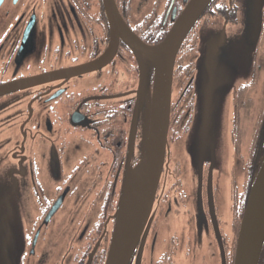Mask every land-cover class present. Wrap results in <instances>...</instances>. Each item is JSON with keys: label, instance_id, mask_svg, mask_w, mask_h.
<instances>
[{"label": "flooded vegetation", "instance_id": "af4514ba", "mask_svg": "<svg viewBox=\"0 0 264 264\" xmlns=\"http://www.w3.org/2000/svg\"><path fill=\"white\" fill-rule=\"evenodd\" d=\"M114 1L138 44L116 37L109 61L82 71L114 41L103 0H0V85L47 76L0 96V185L13 183L24 195L16 211L24 234L5 245L3 233L0 264H105L124 179L148 138L143 127L154 63L136 48L160 43L189 2L137 0V13L134 0ZM240 4L212 0L179 47L164 164L127 264H234L246 190L264 162V103L261 109V98L253 96L257 89L264 94V3L261 27L250 41V67L231 86L227 77L215 90L204 62L212 40L203 36L204 29L236 25ZM72 132L87 134L89 148L69 166ZM7 197L0 191L1 209ZM66 207L81 216L59 248L53 226L63 218L68 223ZM258 264H264V240Z\"/></svg>", "mask_w": 264, "mask_h": 264}, {"label": "water", "instance_id": "95a60500", "mask_svg": "<svg viewBox=\"0 0 264 264\" xmlns=\"http://www.w3.org/2000/svg\"><path fill=\"white\" fill-rule=\"evenodd\" d=\"M112 24V41L99 58L82 67L90 71L105 65L115 50V38L128 37L129 29L122 20L114 0H103ZM211 0H189L165 38L156 45H142L155 65L152 89L151 124L146 149L141 161L127 173L115 227L105 264H127L149 219L165 159L171 107L173 71L179 47ZM114 45V46H113ZM114 48H113V47ZM47 81L46 75L10 81L0 85V96L23 87ZM62 196L51 207L44 221L57 210ZM209 205L213 207L211 190ZM264 240V164L248 196L240 230L234 264H257Z\"/></svg>", "mask_w": 264, "mask_h": 264}, {"label": "rangeland", "instance_id": "374dc122", "mask_svg": "<svg viewBox=\"0 0 264 264\" xmlns=\"http://www.w3.org/2000/svg\"><path fill=\"white\" fill-rule=\"evenodd\" d=\"M137 2H138L137 0H134L133 8L137 13H139L141 11V8H140L141 6ZM209 3H211V1ZM240 3H241L240 13L238 14V20H237L236 25H234L233 27L227 28V30L225 28L218 29L214 27L210 29H204L203 39H206V37L211 38L212 45H213L212 49L209 48L206 50L204 62L211 69L212 76H213V86L215 87V90H216V87L218 86L223 87L226 84L225 80H222V79H225L227 77L230 78V83L228 86H231V84L233 83L231 82L233 77L236 78L237 76L244 74L246 70L250 67V62H251L250 41L256 38L257 36L256 33L258 29L261 27V23H262L261 15H262V7H263L264 0H240ZM201 15L199 16V18L201 17ZM201 18L204 20V17H201ZM222 21L223 20L221 17L216 19V22H222ZM207 32H211V33L207 34ZM262 50H264V46ZM150 59L154 63L153 59L152 58ZM188 60L190 61V57L184 58V62L182 61L183 63H182L181 68L183 67V65L188 66V64L186 63L188 62ZM154 72H155V68H154ZM260 75H261L260 82H261V85H263L264 70L261 71ZM223 90H224L223 88H220V92H222ZM227 96L225 95L226 98H228ZM253 96H255L256 97L255 100H258V101L261 98V109H262V104L264 103L263 101L264 94L260 95L259 90L257 89L254 92ZM171 97H172V91H171ZM150 101L152 104V96H151ZM226 107H228V102L226 103ZM151 110L152 109L149 105V112H148L149 115L143 127L144 134L146 135V137L148 136L149 130H150ZM226 119L227 117L225 118V126L227 125ZM87 138H88L87 134H85L83 137L77 134V132L70 133V147H71L72 154L70 155V158H69V161H70L69 166H70V163H73L76 160V156H80V151H82V149L84 151L87 148H89L88 147L89 144L87 143V140H88ZM258 174L253 180L251 186L248 187L246 190L247 192L246 202L250 194L251 188L257 179ZM126 177L124 179V184L126 181ZM8 183L10 182L8 181ZM220 185H222V183H220ZM230 188H231L230 186L227 187V190H228V192L226 191L227 193H229ZM18 190L19 188H17L16 185L14 186L13 183H11L9 188H3L0 185V191L1 192L5 191L8 194V197L4 199L3 203H1L2 204L1 206H3L4 209L0 208V237L3 235V233L5 234V237H6L4 238L5 245L13 240L21 242V236L24 234L23 233L24 228L20 226L21 223H19V216L16 212L19 209V205H21L22 202L24 201V195L20 194L21 196L19 197ZM80 190H81V187H80ZM220 190L221 191L219 194V201L222 202L224 201L226 196L223 194L222 186ZM26 198H27V195H26ZM226 208H227L228 213H230L228 203H227ZM65 209L66 211H69L68 216H67L68 223H66V219L63 218L56 225L53 226L54 230L56 231V235H54V237L56 238V242L58 243L59 248L64 243L65 237L68 234H72L73 228L69 227L71 223H73L74 221H77L79 217L81 216L80 213L74 216V214L72 213L73 211L71 209L67 210V207ZM59 217L60 215L57 216L56 219H59ZM227 217L230 219V215H228ZM242 217H243V214H242ZM242 217H241L240 225L242 222ZM116 225H117V222L115 224V227Z\"/></svg>", "mask_w": 264, "mask_h": 264}, {"label": "trees", "instance_id": "16d2710c", "mask_svg": "<svg viewBox=\"0 0 264 264\" xmlns=\"http://www.w3.org/2000/svg\"><path fill=\"white\" fill-rule=\"evenodd\" d=\"M212 1V0H211ZM209 5V4H208ZM208 5L206 6V8H205V10L203 11V12H205L206 10H207V8H208Z\"/></svg>", "mask_w": 264, "mask_h": 264}]
</instances>
